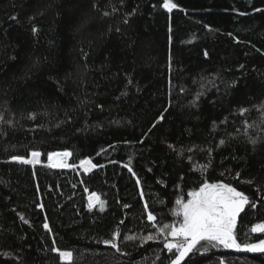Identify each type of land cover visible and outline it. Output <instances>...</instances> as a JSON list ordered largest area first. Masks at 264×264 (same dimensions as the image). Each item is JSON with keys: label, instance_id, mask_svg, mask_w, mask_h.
I'll list each match as a JSON object with an SVG mask.
<instances>
[{"label": "trees", "instance_id": "obj_1", "mask_svg": "<svg viewBox=\"0 0 264 264\" xmlns=\"http://www.w3.org/2000/svg\"><path fill=\"white\" fill-rule=\"evenodd\" d=\"M174 2L169 13L163 0H0V264H61L53 246L74 264H170L158 229L205 181L244 192L256 207L236 238L264 240L251 231L264 223V0ZM32 150L35 167L11 161ZM66 150L76 168L45 166ZM83 159L103 167L85 173ZM92 192L103 212L88 210ZM116 230L130 255L97 243ZM197 249L183 264H264Z\"/></svg>", "mask_w": 264, "mask_h": 264}, {"label": "snow or ice", "instance_id": "obj_2", "mask_svg": "<svg viewBox=\"0 0 264 264\" xmlns=\"http://www.w3.org/2000/svg\"><path fill=\"white\" fill-rule=\"evenodd\" d=\"M162 7L171 13L179 6L174 0H163ZM93 8H96L95 4L93 5ZM113 10L115 11V9ZM256 11L261 12L264 10L257 8ZM103 15L109 16L110 13L105 11L103 12ZM240 15H244V13H240ZM13 19H15V17H13ZM124 22L127 23V20ZM205 27L209 26L206 25ZM32 31L35 33L37 29L33 27ZM117 31H119V29H117ZM209 31H212L210 27ZM228 35L231 36L232 33H228ZM169 40L171 41V37H169ZM204 55L207 58L208 52L205 51ZM169 61L171 62V55L169 56ZM241 67H243V65H241ZM131 82V80L128 81L129 84ZM198 98L199 95L197 96V99ZM248 111H250V109L241 108L240 115H244ZM29 118L35 119V114H30ZM0 119H2V117H0ZM163 119V114H161L156 123H159ZM156 123L152 125V128L156 127ZM245 124L247 126V122H245ZM149 131H151V129H149ZM249 142L255 146L258 143V140L250 137ZM140 143H143V140H141ZM219 143L223 145L225 141L220 140ZM169 147L172 146L169 145ZM189 151H191V149H189ZM71 156L72 152L67 150L63 152H49L47 153L48 163L45 166L48 168L74 169L76 168V165L68 163V158ZM40 157V151L32 150L30 158L14 155L11 157V161L35 167L37 164L41 163ZM79 167L83 168L85 173H88L94 168L103 167V165L93 164L91 159H83L80 161ZM125 167L128 166L125 165ZM128 170L132 172L130 167ZM149 171H151V169H149ZM133 175H135V173H133ZM237 176H239V174H237ZM136 183L137 185L140 184L138 178ZM247 183H251V181H247ZM85 191H88V189H85ZM141 196H143L142 190ZM187 197L186 200L183 197H180L175 201L176 207L172 210V215L178 218V224H163L158 229V235L164 237V249L173 254L174 258L170 260V264H183L185 258L188 257L190 253L194 250H198L197 246L200 245L201 242H208L212 244L213 247L222 245L226 249L234 248L236 250L264 254V240H260L256 244L244 245L237 242L234 231L237 217L240 213L245 211L246 206L252 208L256 207V204L251 202L244 192L238 191L235 187L223 182L208 183L205 181L198 190L189 191ZM105 203L106 202L101 199V196L98 193L92 192L88 196L87 208L89 211H92L98 207L99 210L103 212L105 210ZM39 207L43 208L44 206L41 204ZM123 207L129 208L130 205L125 204ZM144 207L145 210L148 209L147 203H145ZM17 215L25 224L29 223L23 215L19 213H17ZM156 219V216L153 215L152 212L149 211L147 213V220L149 222L154 223ZM121 223H124V221H121ZM43 227L46 230L51 231L47 222L44 223ZM251 231L264 232V223L253 226ZM120 238L121 233L119 230H116L112 233L109 239H103L97 241V243H102L104 246L114 249L121 255H130V253L123 252L119 246L118 240H120ZM124 239L127 241H135L137 237L129 235L124 237ZM140 239H142L144 243H147L149 241H155L157 236L149 234ZM53 245H55V241H53ZM50 250L58 254L61 264H74V254L72 251L61 250L56 246H53ZM157 259H159V257H157ZM220 264H223V261H221Z\"/></svg>", "mask_w": 264, "mask_h": 264}, {"label": "water", "instance_id": "obj_3", "mask_svg": "<svg viewBox=\"0 0 264 264\" xmlns=\"http://www.w3.org/2000/svg\"><path fill=\"white\" fill-rule=\"evenodd\" d=\"M237 242H238V240H237ZM202 243V242H201ZM239 243V242H238ZM230 251H232V252H234V253H237V254H243V255H251V256H262V255H264V254H260V253H252V252H247V251H244V250H236V249H234V248H231L230 249ZM191 255V253L189 254V256ZM188 256V257H189ZM188 257H186L185 258V260L188 258ZM185 262V261H184ZM183 262V263H184Z\"/></svg>", "mask_w": 264, "mask_h": 264}, {"label": "rangeland", "instance_id": "obj_4", "mask_svg": "<svg viewBox=\"0 0 264 264\" xmlns=\"http://www.w3.org/2000/svg\"><path fill=\"white\" fill-rule=\"evenodd\" d=\"M68 163H69V158H68ZM38 165V164H37ZM55 169H66V168H55ZM81 169H83V168H81ZM247 207V206H246ZM246 207H245V209H246ZM243 213V212H242ZM242 213H240V215L242 214ZM239 215V216H240ZM239 216L237 217V223H238V219H239ZM237 223H236V227H237ZM236 227H235V229H236ZM234 229V230H235ZM231 248H229V250H230Z\"/></svg>", "mask_w": 264, "mask_h": 264}]
</instances>
